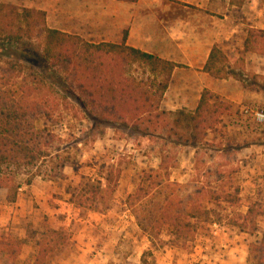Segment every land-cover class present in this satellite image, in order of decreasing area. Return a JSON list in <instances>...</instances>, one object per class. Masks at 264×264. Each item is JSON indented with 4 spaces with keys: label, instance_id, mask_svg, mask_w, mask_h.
<instances>
[{
    "label": "rangeland",
    "instance_id": "1",
    "mask_svg": "<svg viewBox=\"0 0 264 264\" xmlns=\"http://www.w3.org/2000/svg\"><path fill=\"white\" fill-rule=\"evenodd\" d=\"M202 2L204 8L196 5ZM229 2L0 0L44 10L50 28L93 43H120L128 31L127 44L183 65L176 69L162 102L164 109L174 112L196 105L202 92L198 62H202L214 43L232 57L237 77L244 80H241L244 86L264 91V79L255 78L252 69L250 73L239 71L246 68V59L240 53L247 29L264 20V0H247L243 7L237 8ZM9 58L26 67L24 75L34 68L38 76L45 74L48 79L52 76L59 95L63 94L60 90L69 89L62 80L64 75L42 58L39 39L17 45L0 44V65ZM250 63L257 64L255 60ZM130 70V76H150L137 66ZM256 100L255 104L235 105L207 141L193 147L167 142L166 138H150L129 127L95 123L71 96L68 104L61 98L59 102L68 107L60 112V121L36 122L37 128L49 127L59 136L50 146L51 156L32 167V172L27 168L19 173L17 180L22 182L24 193L19 207L0 201V236L9 233L23 242L14 264H29L37 252L32 234L49 228L63 230L69 236L67 246L53 256L52 264H255L250 250L262 239L264 221L259 220L257 231L251 233L242 231L230 215L246 213L250 201H259L264 207V124L256 123L245 113L246 109L264 108ZM163 147L177 158L179 166L172 171L171 182L178 183L175 189L181 196L205 186L220 191L225 182L227 189L240 188L241 201L237 206L208 205L217 210L215 222L197 234L192 248L161 245V241L169 239L168 232H162L159 238L149 237L127 205L141 173L157 167ZM56 154L68 156L71 162L64 168L63 176L53 177ZM112 167L120 168L121 174L108 207L100 202L79 206L70 201L69 187L90 179H102L104 183ZM217 170L224 172L223 182L210 181L211 173ZM31 174L36 175L31 185H36L37 195L30 190L31 185L25 184Z\"/></svg>",
    "mask_w": 264,
    "mask_h": 264
},
{
    "label": "trees",
    "instance_id": "2",
    "mask_svg": "<svg viewBox=\"0 0 264 264\" xmlns=\"http://www.w3.org/2000/svg\"><path fill=\"white\" fill-rule=\"evenodd\" d=\"M230 3L242 7L245 0H230ZM127 37L128 31H125L120 43L89 42L79 35L50 28L44 10L0 3V44L17 45L39 39L42 58L64 75L62 80L69 87L64 92L60 90L63 94L59 95L52 76L50 79L45 74L38 76L34 68L24 75L26 67L10 58L0 65V201L16 202L22 187V182L17 180L19 173L27 168L32 172V167L51 156L50 146L59 136L49 127L37 128L36 122L60 121V112L68 107L59 102L61 98L67 103L71 96L95 123L129 127L150 138H166L167 142L193 147L207 141L208 135L222 124L223 117L235 109L234 103L208 89L202 92L194 111L164 109L162 101L172 75L183 65L131 46L127 44ZM249 51L264 52V34L260 30L248 31L243 52ZM133 66L149 72L150 76H130ZM231 68L232 62L225 51L215 44L203 71L225 79L234 74ZM68 159V156L55 155L53 177L63 176L64 168L71 162ZM178 166L172 151L163 147L157 167L141 173L127 205L133 210L140 229L149 237L159 238L167 231L169 239L161 241V245L188 249L192 248L197 234L215 222L217 210L208 205L237 206L241 201L240 188L237 186L232 191L226 188L225 182L220 191L205 186L181 196L175 189L178 183L171 182V173ZM120 174V168L112 167L104 183L102 179H90L69 187L70 201L79 206L100 202L108 207ZM211 176L210 181L225 179L220 170ZM34 177L29 175L25 184L30 186ZM230 217L242 231L254 233L258 221H264V207L259 201H250L246 213H233ZM261 232L262 239L250 250L255 264H264V229ZM36 241L38 249L29 264H50V259L67 246L69 236L63 230L49 228ZM22 248L23 242L13 235L0 236V262L14 264Z\"/></svg>",
    "mask_w": 264,
    "mask_h": 264
},
{
    "label": "crops",
    "instance_id": "3",
    "mask_svg": "<svg viewBox=\"0 0 264 264\" xmlns=\"http://www.w3.org/2000/svg\"><path fill=\"white\" fill-rule=\"evenodd\" d=\"M246 1L247 0H245V2ZM203 3L204 2H202V5L197 3L196 5L198 7H200V8H204V6H203L204 4ZM229 4L231 5L230 2H229ZM244 4L242 5V7L244 6ZM231 6L237 8L236 5H231ZM257 25L258 26H255V25L250 26V28L247 29L246 37L244 38V41H243L242 51L240 53V56H242V57H244L246 59V68H243V70H239V71L240 72L242 71L244 73H246V72L250 73V71L252 69L253 72L252 71L251 72L254 74L255 78H258V79H262L263 78L264 79V52L263 53L255 52V51H249V52H246V53L243 52L244 42H245V40H246V38L248 36V31L250 29L260 30L261 33L264 34V20H260V21L258 20ZM215 44H218V43H214L212 45V47ZM212 47L209 49V51L207 52L205 57L202 59V62H200V63L198 62L199 65L197 66L201 70L199 72V74H201V79H202V83H201L202 92L205 89H208V90L212 91L213 93L222 96L225 100L234 103V105H237V106H242V105H245L246 103L255 104V102L257 101L256 99H259V101H258L259 104L264 105V91L263 90H258V89H252L250 87L248 88L247 86H244L242 84L241 80L243 82H244V80L240 79V78L238 79V77H237L238 76V70L236 68H234V66H233L235 64L233 62L234 60L232 59L231 56H229L227 54V52L225 51V49L222 46H220V47L225 51L226 55L229 57V59L232 62V68L231 69L233 70L234 74L231 75L228 78L219 79V78L212 77L211 75H209L208 73L203 71L204 66H205V64H206V62L208 60V57H209V54H210V51H211ZM240 56L237 59V61L240 59ZM251 60H255V62H257V64L255 63L254 66H252V64L250 63ZM242 62H244V60ZM176 69H175V71H176ZM175 71H174V73L172 75L170 86H171ZM202 92L199 94L198 100L196 101V105L195 106H192L189 109L182 108L180 110L194 111L197 108L198 103H199V101L201 99ZM26 189H28V188H26ZM30 190L32 191V193L34 195L38 194V193H36V190H37L36 185H34V184L31 185ZM23 195H24L23 189H20L17 201L14 202V203H9V204H11V205L14 204V206L19 207L23 203V197L21 198V196H23ZM2 202L8 203L6 201H2ZM55 230H59V229H55ZM39 235H40V233L36 232V233H33L32 236H31L33 238V240L35 241L36 245H37L36 238H38ZM33 236H36V238H34ZM37 249H38V245H37ZM33 258H34V256H33ZM52 258L50 259V264H52Z\"/></svg>",
    "mask_w": 264,
    "mask_h": 264
},
{
    "label": "built area",
    "instance_id": "4",
    "mask_svg": "<svg viewBox=\"0 0 264 264\" xmlns=\"http://www.w3.org/2000/svg\"><path fill=\"white\" fill-rule=\"evenodd\" d=\"M246 114H250L256 123L264 124V108H257L255 110H245Z\"/></svg>",
    "mask_w": 264,
    "mask_h": 264
}]
</instances>
